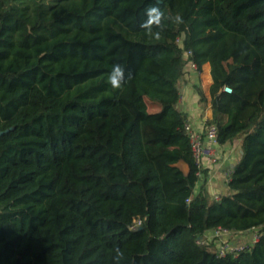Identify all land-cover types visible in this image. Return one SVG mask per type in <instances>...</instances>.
<instances>
[{
  "label": "trees",
  "instance_id": "16d2710c",
  "mask_svg": "<svg viewBox=\"0 0 264 264\" xmlns=\"http://www.w3.org/2000/svg\"><path fill=\"white\" fill-rule=\"evenodd\" d=\"M152 6L159 39L140 27ZM186 51L209 65L207 95L195 89L219 147L242 151L219 199L194 189ZM117 106L130 117L117 139L143 153L133 176L108 122ZM217 226L261 235L219 257L196 243ZM117 247L121 264H264V0H0V264H113Z\"/></svg>",
  "mask_w": 264,
  "mask_h": 264
},
{
  "label": "built area",
  "instance_id": "2783aa9c",
  "mask_svg": "<svg viewBox=\"0 0 264 264\" xmlns=\"http://www.w3.org/2000/svg\"><path fill=\"white\" fill-rule=\"evenodd\" d=\"M181 39H176L177 43H180ZM190 52L186 51L185 56L187 57V63L184 66V75L188 71L200 74L201 70H198L197 65L188 59ZM224 91L230 92L231 88L228 86L223 87ZM209 119L203 120L200 124L195 123L192 119H187L184 122V131L187 135V139L190 145L192 157L195 164V175L200 183V186L209 185L210 180H205L206 169H212L220 161L219 144L217 141V127L214 123H209ZM232 169L228 168L225 170L223 176V183L230 178ZM214 199H219L218 193H213ZM141 224V219L137 218L131 225V229L137 228ZM261 231L259 227L252 226L251 228L239 231L229 227L217 226L210 228L198 235L196 243L200 245H207L213 249L217 256L225 257L230 255L236 258L239 253L248 249L253 243L257 242L260 238ZM248 236L246 241H241L240 238Z\"/></svg>",
  "mask_w": 264,
  "mask_h": 264
},
{
  "label": "crops",
  "instance_id": "0c3cea01",
  "mask_svg": "<svg viewBox=\"0 0 264 264\" xmlns=\"http://www.w3.org/2000/svg\"><path fill=\"white\" fill-rule=\"evenodd\" d=\"M204 65H205V67H204ZM204 65L202 66V70H201L200 74H197L195 72H192V73L197 76L196 79H198V80L195 79L196 83H198V81H199V86L203 89L204 93L207 95L208 87L211 83V76L209 73L208 63H206ZM193 74H190L189 77L191 78V76H193ZM200 76L203 79L199 78ZM197 96H198L197 93H195L193 91L192 87L190 86V83H189L186 75L183 76V78L181 79V86H180V99L177 103V107L180 110L186 112L188 114V117L190 119H192L195 123L200 124L202 122V120L210 119L211 108H210V103H209V98H208L207 99V101H208L207 102V110H206L207 113L205 115L206 117H204V119L202 118V120H200V118H201V107L198 103V97ZM234 145H235V143H233V145L228 144L226 146V148H224V149H221V147H220V150H221L220 151V159L221 160L212 169H209V170L206 169L205 170V175H206L205 180L206 179L210 180V184L205 185V189L211 195L213 193H220V195H222L226 192V184L223 183L222 179H223L226 168L232 169L234 167L236 161L228 162L227 167H225V164H226L225 161L229 160V157H230L229 154L231 153L229 151L232 149V146H234ZM238 152L240 153V148H238ZM177 165L179 166V168L184 173L187 172L188 167L183 161H178Z\"/></svg>",
  "mask_w": 264,
  "mask_h": 264
},
{
  "label": "rangeland",
  "instance_id": "374dc122",
  "mask_svg": "<svg viewBox=\"0 0 264 264\" xmlns=\"http://www.w3.org/2000/svg\"><path fill=\"white\" fill-rule=\"evenodd\" d=\"M205 67V65H204ZM207 67V66H206ZM190 74H193L192 71H188V73L186 74V77L190 83V86L192 87L193 91L196 93V89L199 86V81L198 83H196V75L193 74V76H191V78L189 77ZM203 77V76H202ZM201 78V76L199 77ZM196 79V80H195ZM203 79V78H201ZM201 83V82H200ZM201 88V87H200ZM202 89V88H201ZM203 90V89H202ZM198 97V96H197ZM207 102H202L201 104L199 103L200 107H201V118L200 120H202V118L204 119V117H206V113H207ZM147 110L149 112H153L156 111L160 108L159 104L156 102H147ZM130 119L129 115L127 114V112L120 106H117L113 109L110 110L109 112V116H108V122L109 125L113 128V132H114V143L115 145L118 147V149L120 150V153L125 161V165H126V171L129 173L130 176H133L134 171L140 161V159L143 156L142 150H141V146L139 143H124V142H120L117 139V133L121 130L122 128V124L124 122H127ZM203 121V120H202ZM235 145L232 146V149L229 151L231 152L229 154V160L225 161V167H227L228 162L230 161H237L238 156H239V152H238V148H239V142L238 140H236ZM221 150L219 149V152ZM227 155V154H226ZM221 160V159H220ZM228 169V168H226ZM200 183L196 182L194 185V189L198 190V188L200 187L199 185ZM146 188V195H147V199H148V212H149V216L151 214V207H152V200H151V191H150V186L149 185H145ZM220 195V193H218ZM211 195V194H210ZM213 197V195H211ZM151 221V218H149V222ZM248 238V236H243L241 239V241H246V239Z\"/></svg>",
  "mask_w": 264,
  "mask_h": 264
},
{
  "label": "clouds",
  "instance_id": "9594fccd",
  "mask_svg": "<svg viewBox=\"0 0 264 264\" xmlns=\"http://www.w3.org/2000/svg\"><path fill=\"white\" fill-rule=\"evenodd\" d=\"M146 19L140 27L145 30V35L150 39H159L164 29L165 14L160 7L152 6L145 10ZM126 80L125 68L121 64H113L107 74V83L112 89L119 90ZM123 252L117 247L114 249L113 264H121Z\"/></svg>",
  "mask_w": 264,
  "mask_h": 264
},
{
  "label": "water",
  "instance_id": "95a60500",
  "mask_svg": "<svg viewBox=\"0 0 264 264\" xmlns=\"http://www.w3.org/2000/svg\"><path fill=\"white\" fill-rule=\"evenodd\" d=\"M242 151H240V153H241ZM233 167V166H232Z\"/></svg>",
  "mask_w": 264,
  "mask_h": 264
}]
</instances>
